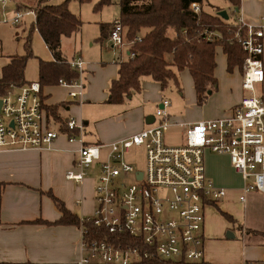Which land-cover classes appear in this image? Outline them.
Masks as SVG:
<instances>
[{
  "label": "built area",
  "instance_id": "built-area-1",
  "mask_svg": "<svg viewBox=\"0 0 264 264\" xmlns=\"http://www.w3.org/2000/svg\"><path fill=\"white\" fill-rule=\"evenodd\" d=\"M3 13L6 0H0ZM191 8L200 13L202 5ZM239 12V11H238ZM35 12L18 11L12 18L2 16L0 24H19ZM234 26L235 39L247 54L242 76V88L249 95L232 108L226 117L194 124H177L182 130L181 142L167 144L165 136L175 124L168 121L170 101L164 99L156 113L157 120L146 129L126 139L105 145H90L85 140V125L71 118L68 129L74 135L51 129L42 102L39 82L14 87L0 98V149L50 148L61 135L70 143H79L76 171H69L66 178L77 184L83 182L88 170L100 163V176L95 188V211L81 218L118 236H127L135 245L125 240L119 244L103 240H89L88 231L81 228L83 255L76 264H137L142 261L205 263V210L217 205L227 191L207 176L205 155L211 152L228 156L234 170L244 181L241 202L250 193L264 196V100L257 96L256 87L264 84V14L258 22L245 20L241 15ZM208 41L221 36L204 31ZM109 44L105 49L122 54L132 42L120 22L111 26ZM139 40V39H138ZM79 77L72 82L60 81L68 88L69 97L82 98L85 89V63L81 58L68 61ZM109 149L105 159L102 150ZM144 148L147 167L137 171L124 157L133 149ZM133 182H130V179ZM244 264H264L249 261Z\"/></svg>",
  "mask_w": 264,
  "mask_h": 264
},
{
  "label": "crops",
  "instance_id": "crops-1",
  "mask_svg": "<svg viewBox=\"0 0 264 264\" xmlns=\"http://www.w3.org/2000/svg\"><path fill=\"white\" fill-rule=\"evenodd\" d=\"M11 1L14 3L16 11H10L9 13L6 11V13H3L2 5H0V18L2 16L12 18L18 11H29L27 8H31L33 4L31 3L33 1L30 2L26 0ZM36 1L37 0H34L35 7L38 3V1ZM7 6L8 2L6 7ZM261 7H263V12L259 17L264 14V5L261 4ZM31 10L34 11L33 9ZM245 15H251L247 9ZM34 22V16H26L19 24L13 26L17 28L15 33L17 42L23 45L26 51V43L29 40L32 54L34 53L32 50L31 37L34 31L31 32L30 28ZM110 30L111 27L109 32ZM65 39L66 38L62 40V57L64 60L69 61L63 50V42ZM42 41L44 42L43 39ZM45 47L48 49L46 44ZM217 49L222 51L221 47ZM106 51L110 52L111 50ZM20 54H5L0 41V77L3 68L10 62V59L14 56H22ZM119 55L117 59L113 58V60L111 58H105L101 54L96 57V59L86 60L87 65H85L86 72L84 74L86 86L84 94L78 102L77 100L75 102L70 99V90L61 84L42 86L43 104L47 106L64 104V107L59 110V114L64 120L74 118L78 122H83L86 130L85 140L90 145L107 146L146 129L157 120L156 111L158 108L162 107V100L167 98L166 93L168 90L162 91L160 84L150 77H144L142 79L141 93H137L138 95L133 94L129 97L124 103H128L126 106H124V104H108L106 101L109 98L111 83L118 78L119 64L128 59V50H125L122 54L119 53ZM76 58L82 59V56L81 54L77 55L75 51L73 59ZM53 60V56L51 59H48V61ZM225 66L227 71L226 55ZM237 72L236 70L233 74L227 73L229 76H235ZM180 75L183 76V92H181L180 95L185 98L188 107L187 114L182 119H178V116L174 117V115H171V112H168V114L173 117L171 121L175 124L170 132L172 130H177L182 133V130L177 124H194L211 119H207L205 108H200V114L191 117V113L194 111L193 108L198 104L197 93L190 72L185 70L180 73ZM240 77L242 82V76L240 75ZM25 80L28 83L39 81V62L36 76L33 78V76L30 75L28 79L25 76ZM241 100L242 98L234 101L223 112H215L212 114V116H214L212 119L225 116L227 114L226 112L238 105ZM102 105L130 108L126 119L129 126L125 131L107 134L102 133V131L97 128V109L102 107ZM115 109L118 108H112L110 112L112 114L120 112ZM106 111L109 113L108 110ZM45 115L47 117L46 111ZM49 126L51 129L59 130L58 125L51 124ZM180 137H182V135H180ZM79 147V143H70L67 135L63 134L53 142L50 148L41 150H22L18 148L0 149V264H76V262L81 259L83 255L81 249V227L54 224L60 219L61 213L48 195V193H52L57 199L64 203L65 207L70 212L79 217L80 220L81 218L93 215L96 207L95 195L94 193L87 195V193L84 192L83 189L86 178L80 184L66 178L67 172L77 170L76 161L79 157ZM108 151L109 149L107 148L102 150V159H105ZM205 156L206 159L227 160L228 166L226 164L221 166H227L230 175L236 180L228 179V176L224 174L223 171L219 172V170H217L219 167L216 168L211 163L208 165L205 159L207 176L216 186L224 188L227 191V196L221 201L222 204L226 205L229 191L234 189L240 191L241 197L243 194L244 181L232 167L230 158L228 156L216 155L211 152H206ZM94 166L97 167L99 176L100 163ZM240 197L239 201L241 202ZM241 203L244 206L243 218L252 223L251 225L245 224L242 226L238 219L239 217L235 216V214L226 212L236 221V224L231 223V227L235 229L237 227L241 230L243 237L248 231L264 234V232H262L264 228V196L256 192L250 193L247 197V201ZM220 216L218 218L219 220L222 218L228 223L225 222L224 226H218L216 235L213 233L215 237L208 239V249L205 250V264H244L249 261H264V245L259 247L260 249L256 251L254 249L258 247L245 244L244 238L243 241L238 242H230V240L236 239L235 235L233 239L224 238V235L226 236L228 233L227 230L231 227L230 222L222 214H220ZM251 227H253V229ZM231 233L234 234L233 232ZM248 239L249 242L251 238L249 237ZM236 243L240 246V250L238 249V253L232 252L234 255L233 257L225 255L222 258L220 255L218 256L217 253H219L221 249L229 250L235 246Z\"/></svg>",
  "mask_w": 264,
  "mask_h": 264
},
{
  "label": "trees",
  "instance_id": "trees-1",
  "mask_svg": "<svg viewBox=\"0 0 264 264\" xmlns=\"http://www.w3.org/2000/svg\"><path fill=\"white\" fill-rule=\"evenodd\" d=\"M81 2L87 0H80ZM206 0H119L120 23L129 42L133 58L119 64L118 78L112 81L109 89L110 105H122L133 94L141 93L142 79L150 77L160 84L162 91L171 85L181 93L179 74L188 70L194 82L199 105L209 99V92L218 90L215 76L217 68V48L221 47L227 57V72L236 70L243 74V66L247 58L246 52L235 39L237 28L218 14L220 10L195 13L192 4H203ZM233 7L234 13L240 11L242 0H226ZM112 0H99L96 9L108 6ZM35 22L31 32L38 31L53 56V61L39 62V83L41 86L58 85L60 81L72 82L78 79V72L71 68L62 57V40L81 32L82 20L72 13L64 2L50 5L48 0H38L35 7ZM113 25V24H112ZM110 24L101 25L102 39L109 36ZM209 30L221 36L220 40L210 42L204 31ZM139 39V40H138ZM26 43V55L14 56L3 68L0 77V98L5 97L14 87L27 84L25 70L29 59L33 56L29 44ZM43 102V98H42ZM64 104L43 108L47 113L49 125L59 126V130L68 135L77 132L68 129L67 122L59 114ZM49 197L58 207L61 217L54 224L75 225L85 228L89 240H103L119 244L124 240L135 245L127 236H116L106 229L94 225L91 221L81 222L79 217L70 212L52 193ZM221 214L233 224L234 218L224 212ZM137 264H189L185 262L152 259ZM205 264V263H204Z\"/></svg>",
  "mask_w": 264,
  "mask_h": 264
},
{
  "label": "rangeland",
  "instance_id": "rangeland-1",
  "mask_svg": "<svg viewBox=\"0 0 264 264\" xmlns=\"http://www.w3.org/2000/svg\"><path fill=\"white\" fill-rule=\"evenodd\" d=\"M26 1H33L31 3V8H27L28 10H35V2L34 0H26ZM38 1V0H37ZM36 1V2H37ZM8 6L4 8V12L6 11L9 13L10 11H16L14 3H12L11 0H7ZM64 2H67L69 10L77 15L83 22L82 30L79 34L73 35V37L66 38L63 42V50L64 54L67 55L69 61H73L75 51L77 55L81 54L82 59L87 65L86 60L87 59H96L100 54L105 58H118L119 52L115 53L113 51L107 52L105 47L106 44H109L108 38L102 39L100 41L101 37V25L105 24H114L115 22L120 21V6H119V0H112V3L108 6L101 7L100 9H96V6L99 2V0H87L81 2L80 0H48V3L50 5H60ZM261 4L264 5V0H242V7L239 11V13H234L233 7L231 4L226 0H206L202 4V7L209 12H213L215 9L220 11H225L229 19L227 20L231 24H235L236 20L239 16L243 15L245 20L252 21L254 23L258 22L259 15L263 12V7H261ZM28 5V4H27ZM246 9L248 12H250V16L245 15ZM7 17V16H6ZM26 18V17H25ZM31 21V20H28ZM32 27V26H31ZM31 29V28H30ZM17 28L13 27V25H0V41L2 43V48L5 54L7 55H17L20 54L22 56L26 55V51L24 50L23 45L19 44L15 38ZM32 50H33V56L29 59L26 69V78L31 75L33 78L37 74V65L38 62L45 61L50 62L48 59L52 58V55L48 51V49L45 47L44 42L42 41L40 35L37 31H34L32 33ZM264 59V57H263ZM88 61V60H87ZM217 70H216V78L218 80V90L215 91L213 94H210L209 100L204 105L197 104L195 108H193V112L191 113V117L195 116L199 113L200 108H205V115L207 119H212L215 112L218 111H224L226 108H228L234 101H237L238 99L247 97L249 94L243 90L242 88V82H241V76H243L245 72V67L243 66V74H239L238 72L235 74V76H229L226 71L225 66V55L220 49H217ZM182 77L179 74V80H180V86H181V92H183V82ZM35 80V79H34ZM167 98L170 101V107L168 109V112H171V115H174V117L178 116V119H182L187 114V104L185 102V98L182 97L179 93V91L176 89L174 85H171L170 88H168L167 91ZM256 94L257 96L261 97L264 100V84L256 87ZM138 95V94H136ZM73 101V100H72ZM80 101L77 100V102ZM76 102V101H75ZM128 103L124 104L126 106ZM124 106H109V105H102L99 109H97L96 119H97V128L102 131V133L107 134H114L119 131H125V129L129 126L127 119V115L129 114L130 108H126ZM207 106V108H206ZM199 107V108H197ZM112 108H118L115 110H119L120 112L117 113H111L110 111ZM191 109V108H190ZM109 113H107V111ZM232 110V109H231ZM231 110L226 112L227 114L223 117H226L230 114ZM204 112V111H203ZM157 113V111H156ZM171 117V118H170ZM173 117L169 115L168 121L172 123L171 119ZM222 118V117H220ZM181 132H178L177 130H172L165 136V142L167 144L176 145L181 141L180 137ZM104 155V154H103ZM146 151L144 148L139 149H133L129 154H127L124 157V160L126 163L131 164L137 171L145 172L147 167V160H146ZM206 159V156H205ZM207 164L209 163L213 164L219 172L223 171L224 174H226L228 179L235 180L234 177L230 175L229 169L227 168V160L225 159H206ZM223 164H226L227 166H221ZM92 166L88 170V175L86 176V183L84 184V192L87 193V195L94 193L95 195V188L97 186V181L99 179L97 172V167ZM236 181V180H235ZM130 182H133V179H130ZM240 197V191L237 189H234L232 191H229L227 203L226 205L222 204V202L218 203L217 206H211L208 207L205 210V250L208 249L209 244V238L212 239L215 236H213V233L216 235V229L218 226H224L225 220L224 219H218L221 212H228L231 214H235V216L239 217L241 225H251L252 222L246 221L243 218V210L244 206L239 201ZM221 217V216H220ZM228 223V222H226ZM231 227V223H230ZM253 229V227H251ZM257 229V228H255ZM227 232H233L236 236V239L230 240V242H238L243 241L244 243L248 244L252 247L257 246L258 248L254 249L258 251L261 247L264 245V234L263 233H256L254 231H248L246 235H242V231L239 230L237 227L236 229L231 227ZM262 232H264V228L262 229ZM227 236V234H226ZM224 235V238L226 237ZM251 238V240L248 242V238ZM248 242V243H247ZM223 248V247H221ZM240 250V246L236 243L235 246L230 248L229 250L221 249L219 251L218 256L223 258V256L228 255L230 257H233L234 255L232 252L238 253Z\"/></svg>",
  "mask_w": 264,
  "mask_h": 264
},
{
  "label": "water",
  "instance_id": "water-1",
  "mask_svg": "<svg viewBox=\"0 0 264 264\" xmlns=\"http://www.w3.org/2000/svg\"><path fill=\"white\" fill-rule=\"evenodd\" d=\"M237 12H238V10H237ZM218 15L221 18H223L224 20H228L229 19V16H228V14L225 11H220ZM209 94H211V92H209ZM1 107H2V100L0 99V109H1ZM226 237L230 238V239H233L235 236L231 232H228Z\"/></svg>",
  "mask_w": 264,
  "mask_h": 264
}]
</instances>
